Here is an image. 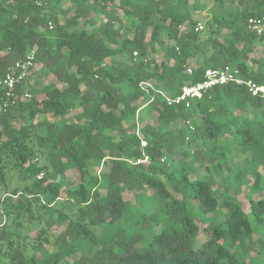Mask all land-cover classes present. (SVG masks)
Listing matches in <instances>:
<instances>
[{"label": "trees", "instance_id": "trees-1", "mask_svg": "<svg viewBox=\"0 0 264 264\" xmlns=\"http://www.w3.org/2000/svg\"><path fill=\"white\" fill-rule=\"evenodd\" d=\"M256 16L264 0H0V75L31 51L40 65L0 109V264H264V96L247 84L264 85ZM226 65L245 82L168 102ZM189 141L203 146L177 149ZM235 147L249 155L237 171ZM71 169L79 181L58 179ZM13 170L25 183L10 190Z\"/></svg>", "mask_w": 264, "mask_h": 264}, {"label": "built area", "instance_id": "built-area-1", "mask_svg": "<svg viewBox=\"0 0 264 264\" xmlns=\"http://www.w3.org/2000/svg\"><path fill=\"white\" fill-rule=\"evenodd\" d=\"M51 28L53 24L50 23ZM249 28L254 30L257 34H264V16L251 17L249 19ZM197 29H204L202 23L198 24ZM136 54V53H135ZM35 51H31L27 54L24 60L18 61L12 68L4 75H0V90L2 89V100L0 103V109L6 108L10 103H14L17 95L16 89L19 84H22L29 75L32 74L33 68L35 66ZM189 72H192V68H189ZM205 80L194 85H185L182 88L180 95L176 97H167L170 104H178L186 101L187 105L190 104L189 98L192 96H199L207 89L216 86L226 84L230 81H236L238 83L245 82L243 80L237 79L232 68L229 65L209 68L205 72ZM250 86V90L253 94H262L264 96V85H257L251 80L247 81ZM25 99L31 97L29 92H26L23 96ZM192 128V127H191ZM44 173H41L39 177H42Z\"/></svg>", "mask_w": 264, "mask_h": 264}, {"label": "rangeland", "instance_id": "rangeland-1", "mask_svg": "<svg viewBox=\"0 0 264 264\" xmlns=\"http://www.w3.org/2000/svg\"><path fill=\"white\" fill-rule=\"evenodd\" d=\"M191 1H195V0H191ZM205 17V13L203 14H200L198 15V18H200L201 22L203 24H205L204 22V18ZM95 20L98 22V24H100L101 22H103V19H104V15L103 14H97L94 16ZM39 67L40 65H35L34 68H33V77H37L39 75ZM54 82L55 81V78L53 76H50L48 78H45L43 79V82ZM75 114V111H72L69 116L70 117H73ZM248 115V114H246ZM250 115V114H249ZM143 118H144V121L145 122H150V123H155V120H156V116L155 115H150L146 112L143 113ZM252 116V115H250ZM49 118V115H46V114H39L35 120L36 123H39L41 124L42 122L46 121L47 119ZM176 126L174 125L172 128H175ZM39 132L41 134H45L46 133V129L45 128H41L39 130ZM203 146L202 143H199V142H193V141H189L187 143V147L186 149L185 148H177L178 150L180 151H185V150H188L189 152H193L197 149H200L201 147ZM249 159V155L248 154H244L241 152V150L238 148V147H235L234 149V156L232 157V159H230L229 161V164L233 167V170L237 171L247 160ZM45 160L43 157H40L39 159V162L40 163H43ZM199 176H209L210 174L205 170V169H201L198 171L197 173ZM224 176H225V173H215L214 177L216 178V184H215V187L218 188V190L220 192H223L224 191ZM230 176V175H228ZM227 176V177H228ZM9 177L11 178L10 179V183H9V189L12 190L14 187H16L17 185H23L25 183V181L21 180L18 176V173L13 170L10 172L9 174ZM58 179L62 182H65L67 183L68 181H79L80 180V174H79V171L78 170H75V169H71L69 171H67L65 174H62V175H59ZM247 181H248V184H251L254 179L252 177V175L250 176H247ZM248 184H244L243 187H242V191L240 193H238V196L239 198L241 199V201L243 202L244 204V208L246 210V212L250 215V217H252V220H253V216H252V213H251V209H250V203H249V198L247 196V192L249 190V186ZM151 191V190H150ZM5 193V187L0 185V197H2ZM232 194H237V192L235 190H232L231 191ZM65 195V193H64ZM125 197L126 198H129V199H132L133 196L132 194L130 193H125ZM264 198V189H263V193L259 194V193H256L253 195V198ZM222 200V198H221ZM61 230H63V227H55V228H52L50 230V232L52 234H58ZM260 234L259 233H256V236H259ZM207 236H208V233L205 232L204 229L201 230V233H200V236L198 238V240L196 241V244L197 246H199L202 242H204L206 239H207Z\"/></svg>", "mask_w": 264, "mask_h": 264}]
</instances>
